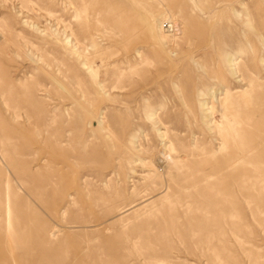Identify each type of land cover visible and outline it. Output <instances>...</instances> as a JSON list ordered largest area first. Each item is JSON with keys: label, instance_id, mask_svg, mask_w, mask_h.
<instances>
[{"label": "rangeland", "instance_id": "obj_1", "mask_svg": "<svg viewBox=\"0 0 264 264\" xmlns=\"http://www.w3.org/2000/svg\"><path fill=\"white\" fill-rule=\"evenodd\" d=\"M203 5L212 8L193 22ZM165 7L186 20L167 44L152 25ZM263 44L264 0H0V158L6 148L23 188L16 264H264V192L208 188L222 174L198 164L200 147L219 143L199 102L219 96L220 80L233 90L262 83L246 98L264 97ZM233 47L245 48L241 81L222 58ZM248 112L227 152L252 143L240 166L254 182L264 177V103ZM170 143L194 155L164 177L155 170ZM0 264H14L2 229Z\"/></svg>", "mask_w": 264, "mask_h": 264}, {"label": "bare ground", "instance_id": "obj_2", "mask_svg": "<svg viewBox=\"0 0 264 264\" xmlns=\"http://www.w3.org/2000/svg\"><path fill=\"white\" fill-rule=\"evenodd\" d=\"M193 1H196V0H193ZM211 8H212L211 6H208V7L207 6L204 7V5L200 6L199 10L201 14L198 15V14L191 13L192 21L195 22L198 19L202 18L204 14L206 13L205 12L206 9H211ZM233 9L235 10V8ZM176 15L177 14L175 13L173 9H170L167 7L164 8V12L162 16L165 18V21L161 22L160 25L156 24L155 22L152 24L154 25L153 32L154 34L156 33L155 40H158L160 42H163L164 44H167V43L175 42L178 39L182 38V32H181L182 28L180 29L179 23L180 24L182 23L184 27L186 20L183 18H179ZM187 21H189V19H187ZM165 22L177 24L176 30L170 31L169 29H166L164 27ZM220 26H221V23H220ZM64 42H65L66 47H69V46L76 47V45L78 44L76 40L72 42L71 37L68 35H65ZM244 47L246 46L244 45ZM244 47L243 48L239 47L236 50L233 47L234 49H231V50L228 49L227 51H225L224 55L222 54L224 64L228 66L230 74L235 79H238L239 81L244 80V78H239L240 69H239V61H238V58L240 57V53L245 52ZM263 60L264 58L262 57L261 61ZM257 79L262 80V82L264 83V78L257 76ZM219 82L223 86V90L221 92L218 91V93L220 92L219 96H215L214 101L205 100V101L199 102V105L202 111L201 119L207 125V127H209L210 132H213L214 134L219 135V138H217L219 140V143L217 146L213 145V143L211 142L204 143L203 144L204 147L202 148L200 147L199 149L201 152L202 158L200 159V161H198V164L209 165L210 167H212L213 170L216 171V173L218 172L222 174L221 178L218 179V181L215 184H212V185L209 184L208 188L217 186V184L218 185L222 184V187L225 190H229L232 187V185L235 184V186L239 188V191H240L239 194H241L242 189L244 188H240V185L243 187H245L246 185V187L248 188L250 187L254 188L258 184L260 188H256L255 190H257L258 192L259 191L264 192V177L257 178L256 181L250 182L252 181V179L250 177H249L250 179H246L245 177L246 173H244L245 169H243L240 166V164L244 161V158H246V156L254 155L255 147L252 145V143L249 142L247 144H244L243 152L242 151L240 152L238 150H236V152L233 154H230L231 152L230 153L227 152V149L229 147V143H231V140L233 142H236L237 138L239 137L241 133V125L243 124V121L248 122L249 120H251V116H248V115L246 116V119L244 120V118H242V115H243L242 112L249 113L248 111H249L250 105H257L258 103L259 105H261L262 103H264V97H259L256 99V101L246 98L249 94L253 93L252 91H254V89L263 87V84L259 83L257 86H255L254 82L251 80L247 83V86L245 88H243V86L240 85L242 87L241 89L233 90L229 88L228 86H226L225 84H223V80H220ZM216 104H220L222 107V111H221L222 123H220L214 118ZM16 116L22 117L20 115H16ZM148 116L151 119H154V117L156 116L155 111L150 110L148 113ZM229 134L231 135L230 137H229ZM160 136L162 138H165L164 133L161 134ZM259 139H261V141L264 142V139L262 136ZM193 146H196L195 139L192 140V144L190 143L188 147H193ZM167 148L169 149V152H165L163 154V158L165 160L164 172H161L158 169L155 170L157 174H159L160 176H164V177L165 175L171 174L172 166L170 167V165L172 164H174L175 166L181 165L183 164L184 161L188 159L190 155H194V152L193 154L187 153L185 151L186 147H183L185 153H180V151H178L177 148L173 146L172 143H170L169 146H167ZM5 150L6 148L2 149L3 158H0V229L3 230L5 242L9 248V253L11 255L12 261L14 264H16L13 248L11 247L12 235L14 233L15 224L17 221L14 208L16 204V199L17 197H19L18 196L19 192L23 188L21 187L17 188L14 185L13 168L11 166V163H8L5 160V157H4ZM219 154H222V157L218 160L217 156ZM244 154H247V155H244ZM148 164L149 166H152V167L154 166L152 162H149ZM214 175H215L214 173L206 174V176L203 177V181L207 182L208 179L211 180L212 178H214ZM248 184H251V185H248ZM251 199L252 198L250 195L244 196V200H245V203L247 205V210H248L247 211L248 217L251 218L250 221L252 220L255 221L256 220L255 211L251 205ZM260 199L262 200V198ZM261 207H258V211L259 213H264V210L261 209ZM241 212L243 213V211ZM247 225L250 228V231H252L253 226L249 224V222L247 223ZM232 233L234 234L233 231ZM260 242L262 243L258 244L257 248L264 249V238L263 240H260Z\"/></svg>", "mask_w": 264, "mask_h": 264}, {"label": "built area", "instance_id": "obj_3", "mask_svg": "<svg viewBox=\"0 0 264 264\" xmlns=\"http://www.w3.org/2000/svg\"><path fill=\"white\" fill-rule=\"evenodd\" d=\"M164 27L166 29H169L170 31H173V30H176L177 24H175V23H169V22L166 23L165 22Z\"/></svg>", "mask_w": 264, "mask_h": 264}]
</instances>
